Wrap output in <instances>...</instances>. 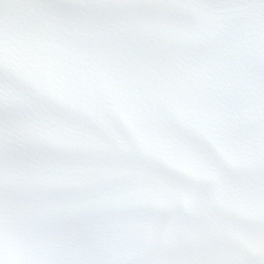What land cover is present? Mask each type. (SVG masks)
Wrapping results in <instances>:
<instances>
[{
    "label": "snow or ice",
    "instance_id": "6c2138e0",
    "mask_svg": "<svg viewBox=\"0 0 264 264\" xmlns=\"http://www.w3.org/2000/svg\"><path fill=\"white\" fill-rule=\"evenodd\" d=\"M0 264H264V0H0Z\"/></svg>",
    "mask_w": 264,
    "mask_h": 264
}]
</instances>
